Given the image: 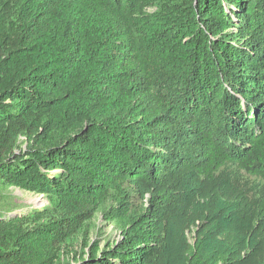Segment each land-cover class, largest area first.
<instances>
[{"label": "trees", "instance_id": "1", "mask_svg": "<svg viewBox=\"0 0 264 264\" xmlns=\"http://www.w3.org/2000/svg\"><path fill=\"white\" fill-rule=\"evenodd\" d=\"M0 186V264H264V0H0Z\"/></svg>", "mask_w": 264, "mask_h": 264}, {"label": "rangeland", "instance_id": "2", "mask_svg": "<svg viewBox=\"0 0 264 264\" xmlns=\"http://www.w3.org/2000/svg\"><path fill=\"white\" fill-rule=\"evenodd\" d=\"M28 149V141L21 137L13 149V154L23 156ZM110 203L100 209L72 239L61 245L56 264H79L81 261L96 259L118 244L122 234L116 222L104 216ZM49 207L43 195L29 193L14 187L0 186V216L2 218L29 217L34 211ZM32 225V224H31ZM190 242L194 235L188 234Z\"/></svg>", "mask_w": 264, "mask_h": 264}]
</instances>
